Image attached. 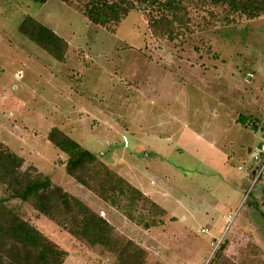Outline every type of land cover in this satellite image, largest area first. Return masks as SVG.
I'll return each mask as SVG.
<instances>
[{
    "label": "rangeland",
    "instance_id": "374dc122",
    "mask_svg": "<svg viewBox=\"0 0 264 264\" xmlns=\"http://www.w3.org/2000/svg\"><path fill=\"white\" fill-rule=\"evenodd\" d=\"M28 14L68 41L65 61L19 32ZM224 17L191 6L193 31L172 41L136 10L112 32L61 0H0V142L105 216L146 264H264V187L250 176V149L264 141V13ZM53 126L149 185L167 212L150 217L138 202L136 218L157 224L129 219L68 176L67 156L47 139ZM9 204L68 252L64 264H117L30 204Z\"/></svg>",
    "mask_w": 264,
    "mask_h": 264
},
{
    "label": "trees",
    "instance_id": "16d2710c",
    "mask_svg": "<svg viewBox=\"0 0 264 264\" xmlns=\"http://www.w3.org/2000/svg\"><path fill=\"white\" fill-rule=\"evenodd\" d=\"M46 3L48 0H32ZM77 10L88 21L115 32L130 12L143 13L151 33L156 38L175 40L193 31L190 27L191 6L211 5L223 8L224 20L237 17L255 19L264 13V0H61ZM211 15H214L211 13ZM19 32L58 61H65L68 41L31 15H26ZM251 125L252 117L240 114L237 120ZM48 141L67 156L65 171L68 176L95 194L104 203L122 210L131 220L145 227L157 224L153 218L137 217L138 202L152 217L167 210L154 198L118 175L106 164H101L93 151L53 126ZM264 187V179H259ZM0 184L5 196H0V264H64L68 252L25 219L10 200L28 203L36 211L53 217L69 233L79 236L90 245H99L116 257L117 264H146V251L134 241L122 242L114 235V225L81 198L55 182L50 174L37 165L26 166L25 158L0 142ZM251 193V191H250ZM249 194V193H248ZM125 203V204H124ZM123 204V205H122ZM264 216V212L262 211ZM227 248L224 243L216 252L217 258ZM215 256V257H216ZM211 264H215L211 263Z\"/></svg>",
    "mask_w": 264,
    "mask_h": 264
},
{
    "label": "built area",
    "instance_id": "2783aa9c",
    "mask_svg": "<svg viewBox=\"0 0 264 264\" xmlns=\"http://www.w3.org/2000/svg\"><path fill=\"white\" fill-rule=\"evenodd\" d=\"M250 153L254 162L250 167L251 181L254 185L259 179H264V141L258 144L254 150L250 149Z\"/></svg>",
    "mask_w": 264,
    "mask_h": 264
},
{
    "label": "crops",
    "instance_id": "0c3cea01",
    "mask_svg": "<svg viewBox=\"0 0 264 264\" xmlns=\"http://www.w3.org/2000/svg\"><path fill=\"white\" fill-rule=\"evenodd\" d=\"M250 176H251V174H250ZM139 185V189L140 190H142L144 193H146V194H148V193H151L150 191H148V188H149V185H147V187H144V186H142L141 185V183L140 184H138ZM141 185V186H140ZM144 185V184H143ZM137 187V186H136ZM148 195H150V194H148ZM151 196V195H150ZM155 199V198H154ZM157 201V200H156ZM157 202H159V201H157ZM160 203V202H159ZM161 204V203H160ZM162 205V204H161ZM163 206V205H162ZM165 209H166V207L165 206H163Z\"/></svg>",
    "mask_w": 264,
    "mask_h": 264
}]
</instances>
